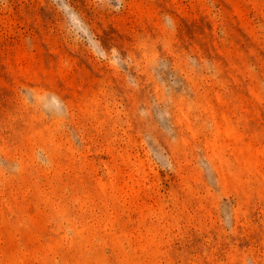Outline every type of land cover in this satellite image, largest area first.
Instances as JSON below:
<instances>
[{
	"label": "rangeland",
	"instance_id": "1",
	"mask_svg": "<svg viewBox=\"0 0 264 264\" xmlns=\"http://www.w3.org/2000/svg\"><path fill=\"white\" fill-rule=\"evenodd\" d=\"M0 264H264V0H0Z\"/></svg>",
	"mask_w": 264,
	"mask_h": 264
}]
</instances>
